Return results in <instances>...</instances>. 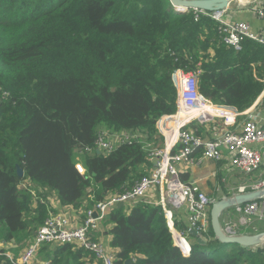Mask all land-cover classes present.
Here are the masks:
<instances>
[{
  "label": "trees",
  "instance_id": "16d2710c",
  "mask_svg": "<svg viewBox=\"0 0 264 264\" xmlns=\"http://www.w3.org/2000/svg\"><path fill=\"white\" fill-rule=\"evenodd\" d=\"M219 28L171 0H0V243L32 241L56 212L49 195L85 218L148 174L157 122L177 107L176 69L199 71L212 102L251 107L264 90V44L237 51ZM102 130L131 136L98 153ZM104 220L115 264H264V247L222 243L212 226L185 256L160 204L117 205ZM48 247L52 264L96 258L74 244Z\"/></svg>",
  "mask_w": 264,
  "mask_h": 264
},
{
  "label": "built area",
  "instance_id": "2783aa9c",
  "mask_svg": "<svg viewBox=\"0 0 264 264\" xmlns=\"http://www.w3.org/2000/svg\"><path fill=\"white\" fill-rule=\"evenodd\" d=\"M196 11L212 15L220 21L219 32L224 43L237 51L242 50L246 40L264 44V34L254 31L247 22L225 21L221 18L222 13L218 15L208 11ZM256 13L259 16L264 15V2L256 7ZM199 73L183 68L173 72L172 78L177 88L176 110L158 120L157 127L164 140L163 146L150 150V157L155 160V165L132 189L110 195L106 201L98 203L94 210H89L85 218L72 217L66 212L52 213L22 254L16 256L0 247V256H5L13 264H30L44 244H74L92 252L102 264H115L116 251H110L103 242L94 238V233L106 215L119 203H131L146 197L153 190L158 192L159 204L166 215L174 242L185 256L192 253L193 243L188 235L193 231L199 235L197 238L209 239L211 206L216 201L193 184L183 181L180 166L198 164L199 159L195 152L199 150L204 158L219 161L223 157L222 148L226 146L230 151L231 165L244 175L251 176L264 163V124H258L249 118L240 132L231 129L243 113L236 107L214 103L202 95L199 90ZM215 119H221L223 126L220 129L218 126L213 138H203L192 127L195 123L205 124ZM130 136L127 132L102 130L95 144L97 149L111 152L118 143L129 140ZM254 143L261 145L263 150L253 148L251 144ZM77 169L81 174L86 172L81 163L77 164ZM24 186L29 187L28 184ZM263 187L264 173L261 178L240 185L235 194ZM31 191L35 199L43 201L36 189L32 188ZM48 200L52 206L60 203L54 194L49 195ZM63 208L65 211L75 210L69 205H63ZM180 208H186L189 212L190 225L187 229L176 226L174 210ZM234 209L237 218L222 223L226 234H242L249 228H255L256 221H264V197L235 205Z\"/></svg>",
  "mask_w": 264,
  "mask_h": 264
},
{
  "label": "crops",
  "instance_id": "0c3cea01",
  "mask_svg": "<svg viewBox=\"0 0 264 264\" xmlns=\"http://www.w3.org/2000/svg\"><path fill=\"white\" fill-rule=\"evenodd\" d=\"M235 0L234 2H236ZM234 2L232 3L231 7L224 10L222 12L221 18L225 21H244L251 25L252 29L256 32H260L264 34V15L259 16L256 13V7L259 6L261 3L264 2V0H255L254 4L251 6H242V7H236L234 6ZM238 2V1H237ZM243 114L238 117L237 124L231 129L240 132L243 128V125L245 121L249 118H252V120L256 121L258 124H264V90L260 94V96L257 98V100L253 103L251 107L246 109L245 111H240ZM223 126V121L221 119H215L209 123H195L192 125L194 127L193 129L200 133V135L203 138L210 139L215 137L216 132ZM198 133V134H199ZM162 138V137H161ZM163 138L161 141L156 145V147H162L163 146ZM251 146L255 149H262L263 147L259 144H251ZM223 150V157L219 161H214L208 158H204L202 156V151H196L195 155L199 159V163L195 165H181V178L183 181L193 184L195 188H197L200 191H203L207 193L212 199L215 201H218L222 198L229 197L232 195H235L237 192V188L244 184L248 183L251 180H255L258 178H261L264 173V163L261 169V173L256 175V172L251 175L247 176L238 171L234 166L231 165V159H230V151L225 146L222 148ZM155 165V160H152V165L149 170V172L152 170V168ZM258 170V171H259ZM257 171V172H258ZM139 202H146L151 205H159V197L158 192L156 190H153L151 193H149L146 197L138 198L136 200H133L131 203H125V206H134L138 204ZM56 208L55 213H64L66 212L68 215H71L72 217L81 218L83 215L81 212L77 209H71L68 211H65L63 208V205L60 203L55 204L53 206ZM237 213L234 209V207H231L227 210H225L221 216L222 223L230 220V219H236ZM174 219L177 227L180 229H187L190 225L189 221V212L186 210V208H180L174 210ZM255 228H249L247 229L250 233H257V232H264V221H256ZM110 225H107L105 223V220H103L99 226V229L97 232L94 233V238L97 240L103 242L107 248L110 251H116V249L111 245V239L112 236L110 235ZM192 237V243L198 242V238L191 234ZM21 240H12L9 242H1L0 247L6 249L10 253L14 255H20L24 252L27 245L30 244V240L25 241L24 243L20 242ZM24 244V246H21ZM26 245V246H25ZM60 244H44L41 249L38 251L36 257L33 259V261L30 264H52L51 260L46 258V252L48 249H45L46 246H49L48 248L52 251H55V248ZM21 247V248H20ZM16 255V256H17ZM18 255V256H19ZM92 260L90 261V264H101V261H98L93 255L88 256ZM4 264V263H0Z\"/></svg>",
  "mask_w": 264,
  "mask_h": 264
},
{
  "label": "water",
  "instance_id": "95a60500",
  "mask_svg": "<svg viewBox=\"0 0 264 264\" xmlns=\"http://www.w3.org/2000/svg\"><path fill=\"white\" fill-rule=\"evenodd\" d=\"M235 0H171L173 6L179 11L188 9L208 11L215 14H221L224 10L231 7ZM101 153L100 149H97ZM20 176H23L24 170L18 167ZM264 197V187L257 190H251L245 193L235 194L229 197L222 198L214 202L211 206V226L213 228L215 238L222 243H238L246 247H264V232L257 233H242L239 235H229L223 230L221 216L223 212L238 204H243L251 200H256ZM125 203L121 202L118 205L122 206ZM97 216V213H95ZM194 236H199L195 231L192 232ZM199 242L205 244L209 239L199 237ZM126 264H131L128 260Z\"/></svg>",
  "mask_w": 264,
  "mask_h": 264
},
{
  "label": "rangeland",
  "instance_id": "374dc122",
  "mask_svg": "<svg viewBox=\"0 0 264 264\" xmlns=\"http://www.w3.org/2000/svg\"><path fill=\"white\" fill-rule=\"evenodd\" d=\"M238 1V2H237ZM236 2H234V6H236V7H244V6H251V5H253L255 2V0H252V1H250L249 3H246V4H244L243 2H245V0H237ZM243 3V4H242ZM262 172V170H259L258 172H256V175H258L259 173H261ZM53 197V196H52ZM246 233H247V231H245ZM245 232H243V233H245ZM188 239L192 242V237H191V235H188ZM21 246H24V244H22ZM26 246V245H25ZM28 246V245H27ZM21 248V247H20ZM26 249V248H25ZM17 255V254H16ZM19 255V254H18ZM17 255V256H18Z\"/></svg>",
  "mask_w": 264,
  "mask_h": 264
},
{
  "label": "bare ground",
  "instance_id": "6f19581e",
  "mask_svg": "<svg viewBox=\"0 0 264 264\" xmlns=\"http://www.w3.org/2000/svg\"><path fill=\"white\" fill-rule=\"evenodd\" d=\"M250 1H252V0H245V2H243V3L246 4V3H249Z\"/></svg>",
  "mask_w": 264,
  "mask_h": 264
}]
</instances>
